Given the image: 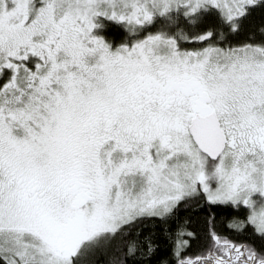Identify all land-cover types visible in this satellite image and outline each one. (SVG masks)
Segmentation results:
<instances>
[{"label": "snow or ice", "instance_id": "snow-or-ice-1", "mask_svg": "<svg viewBox=\"0 0 264 264\" xmlns=\"http://www.w3.org/2000/svg\"><path fill=\"white\" fill-rule=\"evenodd\" d=\"M191 207L237 238L173 264H264V0H0V264H144Z\"/></svg>", "mask_w": 264, "mask_h": 264}, {"label": "trees", "instance_id": "trees-1", "mask_svg": "<svg viewBox=\"0 0 264 264\" xmlns=\"http://www.w3.org/2000/svg\"><path fill=\"white\" fill-rule=\"evenodd\" d=\"M257 17V22H259V14H257ZM107 24L108 25H105V32L110 40L121 44L127 39L126 32L120 25L112 22H108ZM209 212L210 210H202L195 207L185 209L180 213L175 223L163 225V231L157 228L155 224L148 225L144 235L152 239L155 252L151 255L150 259L142 258L144 264H173L175 233L180 227L186 231L193 232L196 237L189 241L190 247L187 249L186 253H184V255L188 256H195L204 250L209 243L210 231H216L217 233L237 238L227 227L230 217L235 214L233 210L221 209L211 213V216ZM241 215H243V213H241ZM148 229H155V231H149ZM247 238L252 239L250 232ZM183 239L189 238L185 236ZM256 243L259 244L260 241L257 240Z\"/></svg>", "mask_w": 264, "mask_h": 264}, {"label": "rangeland", "instance_id": "rangeland-1", "mask_svg": "<svg viewBox=\"0 0 264 264\" xmlns=\"http://www.w3.org/2000/svg\"><path fill=\"white\" fill-rule=\"evenodd\" d=\"M109 21H103V27L102 28H100V29H98L97 31H96V34L97 35H99V36H102L105 40H106V42H110V43H112V45H113V47H115V46H119L120 45V43H115V42H113L112 40H110L109 39V37H108V35L106 34V32H105V25H108L107 23H108ZM113 23V22H112ZM153 30H155V26H154V28H153ZM127 35V34H126ZM126 40L127 39H125L124 41H123V43L124 42H126ZM115 43V44H114ZM188 47H193L194 45H187Z\"/></svg>", "mask_w": 264, "mask_h": 264}]
</instances>
